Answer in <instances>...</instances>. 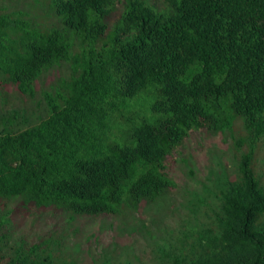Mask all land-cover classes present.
<instances>
[{"label": "trees", "instance_id": "1", "mask_svg": "<svg viewBox=\"0 0 264 264\" xmlns=\"http://www.w3.org/2000/svg\"><path fill=\"white\" fill-rule=\"evenodd\" d=\"M30 0L0 7V82L32 96L39 77L64 61L60 87L42 92L43 115L18 128L0 113V264H72L49 247L51 236L5 254L12 211L64 208L116 213L122 203L151 201L173 187L166 171L195 129L241 128L247 149L220 206L195 229L174 264H264V183L252 157L264 137V0ZM40 11V12H39ZM149 97L156 113H130ZM238 122V123H236ZM242 137V136H240Z\"/></svg>", "mask_w": 264, "mask_h": 264}, {"label": "rangeland", "instance_id": "2", "mask_svg": "<svg viewBox=\"0 0 264 264\" xmlns=\"http://www.w3.org/2000/svg\"><path fill=\"white\" fill-rule=\"evenodd\" d=\"M29 2L0 0V7L26 8ZM148 2L158 10H166L162 0ZM122 8L123 1L116 0L105 17L107 27L119 18ZM68 74L64 61L50 67L36 81L29 97L0 82V113L13 109L18 128L34 123L43 115L42 92L59 88ZM149 102L146 95L132 99L119 114L115 129H128L125 117L130 113L155 118ZM247 144L241 128L222 132L207 127L192 130L172 151L173 159L166 162L173 187L151 201L122 203L116 213L76 214L71 218L61 207H16L10 226L1 227L6 231L5 254L10 255L19 245L51 236L49 247L72 260V264H174L180 253L189 250L190 233L205 226L219 209L221 192L236 180L240 154ZM252 167L264 183V137L254 147ZM14 203L15 199L1 203L0 212L11 209Z\"/></svg>", "mask_w": 264, "mask_h": 264}]
</instances>
